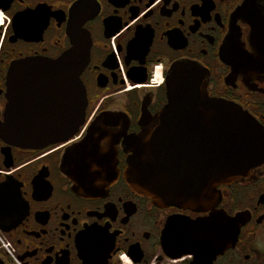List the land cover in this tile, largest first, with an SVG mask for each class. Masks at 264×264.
Masks as SVG:
<instances>
[{
	"label": "flooded vegetation",
	"instance_id": "obj_1",
	"mask_svg": "<svg viewBox=\"0 0 264 264\" xmlns=\"http://www.w3.org/2000/svg\"><path fill=\"white\" fill-rule=\"evenodd\" d=\"M259 18L264 23V0H0V125L9 122L8 76L17 61L57 60L78 47L88 96L77 139L35 149L0 134V264H264V164L220 186L212 210L162 205L125 179L123 125H101L105 112H123L126 135L140 133L144 111L155 116L169 103L176 69L196 65L210 97L264 127V76L232 75L223 61L238 34L254 53ZM95 130L119 134V175L86 197L74 191L63 160ZM213 216L223 218L220 235L218 222L204 235L190 228Z\"/></svg>",
	"mask_w": 264,
	"mask_h": 264
},
{
	"label": "water",
	"instance_id": "obj_2",
	"mask_svg": "<svg viewBox=\"0 0 264 264\" xmlns=\"http://www.w3.org/2000/svg\"><path fill=\"white\" fill-rule=\"evenodd\" d=\"M253 27L258 33L251 39L253 54L239 42L240 34L225 51L223 61L232 75L264 76V23L256 19ZM86 63L78 47L57 60L17 61L8 76L9 122L0 125L1 136L35 149L73 139L85 124L88 96L81 75ZM204 78L196 65L183 67L181 74L176 69L169 103L155 116L144 111L138 134L126 135L125 113L102 115L107 118L101 123L104 128L123 125L125 150L130 153L124 176L136 194L162 205L208 211L220 201V186L240 181L264 164V127L240 106L210 97ZM27 85L36 89L28 91ZM118 135L89 131L67 151L63 170L76 193L96 197L117 179ZM103 141L110 144L104 148ZM217 222L220 235V216L196 221L190 228L204 235Z\"/></svg>",
	"mask_w": 264,
	"mask_h": 264
}]
</instances>
